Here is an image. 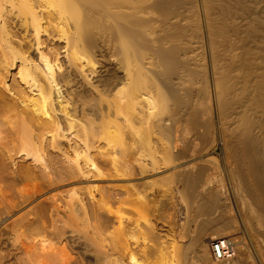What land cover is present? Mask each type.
Here are the masks:
<instances>
[{
    "label": "bare ground",
    "instance_id": "6f19581e",
    "mask_svg": "<svg viewBox=\"0 0 264 264\" xmlns=\"http://www.w3.org/2000/svg\"><path fill=\"white\" fill-rule=\"evenodd\" d=\"M254 2L0 0V264H264V18ZM213 142L238 220L210 185L214 162L200 150ZM97 177L122 192L80 187ZM166 178L184 196L191 242L164 244L156 224L107 206ZM153 198L157 214L173 208L172 192ZM240 226L247 240H234ZM228 231L233 256L214 261L206 239Z\"/></svg>",
    "mask_w": 264,
    "mask_h": 264
},
{
    "label": "rangeland",
    "instance_id": "374dc122",
    "mask_svg": "<svg viewBox=\"0 0 264 264\" xmlns=\"http://www.w3.org/2000/svg\"><path fill=\"white\" fill-rule=\"evenodd\" d=\"M255 2H256V5L254 4L253 6L255 7H252L251 8V11H252V13H253V17L255 18V19H262V18H264V0H255ZM254 2V3H255ZM258 2H260V3H258ZM258 3V4H257ZM259 10V11H258ZM255 11V12H254ZM255 13V14H254ZM257 13V14H256ZM259 13V14H258ZM261 15V16H260ZM251 16V18H253ZM258 18H257V17ZM262 17V18H261ZM249 18H250V16H249ZM237 19L238 20H241L240 22H243V21H245V20H247L248 18H244L243 19V16L241 17V16H239V17H237ZM237 20V21H238ZM239 22V21H238ZM205 116H203V115H200V118H204ZM215 138H216V136H215ZM217 141V140H216ZM215 142V141H214ZM212 143V145L211 144H207L206 143V146L208 145V147H206L205 149H204V151H203V149L202 150H200V151H202L201 153L202 154H204L203 156H202V159H207L208 157V159H210L211 161H209V165L212 163V162H214L212 165V167H211V170H210V173L212 172V174H209V176L208 177H211L212 179H210L211 181L210 182H212V183H210V185L212 186V185H221L222 187H221V189H222V191L223 192H226V194H228V196H229V198H230V201H231V206H232V208H231V214H233L234 215V217L238 220V215L236 214V209H235V206H234V204L232 203V199H233V195H234V192H235V190H234V188H233V184H231V182L229 181V180H231L232 181V178L230 179V170H229V174H227L228 173V170L226 169L225 170V168L227 167L228 168V165H224L226 162H227V160H225V158H224V156H222V152H221V147H220V145L218 144V143ZM209 143V142H208ZM215 145V146H214ZM119 148H121L120 146H118ZM119 148H117V149H119ZM124 148V147H123ZM203 148H204V146H203ZM123 151H121V153H122ZM126 152H128V150L126 151V149H125V151H124V156H122V154L120 155L121 157H126L127 156V154L128 153H126ZM126 153V154H125ZM222 157V158H221ZM224 158V159H223ZM213 159V160H212ZM225 161V163L223 164V162ZM228 160H230V159H228ZM231 161V160H230ZM17 162H21V161H17ZM211 162V163H210ZM216 163V164H215ZM226 164H228V162L226 163ZM218 166V167H217ZM213 168L215 169V170H213ZM214 173V174H213ZM228 175V176H227ZM232 176V175H231ZM173 178V177H172ZM172 178H170V179H163V180H160V181H158V182H154V183H151V184H149L148 186L146 185V186H144V188H146V189H144L145 191H143V188L141 187V188H139L140 189V191H139V193L137 194V197H136V195L134 196L135 197V199H133V203H132V201L130 200V203H132L133 204V206L130 204H127L128 202H123V203H119V200L118 201H116L115 200V198L114 199H111L108 203H107V206H109L108 208L110 209V211H114V212H116L117 210H119V211H121V213H122V216L123 217H125V218H123V219H125V220H127L129 217H130V219H137V221L142 225L143 224V226L145 225V226H149L150 224H156V226L158 227V229H159V234H160V236L162 237V240L165 242L164 244H166V243H168L169 241L171 242V241H174L173 239H175V240H180V238H182V232L183 231H185V228H187V225H188V222L187 221H184L185 220V218H186V216L185 215H187V213H186V211H184L185 209H184V200L182 199V197H184L183 195H181L182 197H180V195L179 194H175V193H173V189H174V186H175V182H174V179H172ZM237 178V177H236ZM91 179H96V180H94L93 182L92 181H90V182H83L82 184H80V187H87L88 185H96V187L98 188V189H102V191H107L108 193H112V190L110 189L111 187H115V188H117L118 189V185H123V184H125V183H123V182H120V181H117V180H110L109 178H107V177H97V178H91ZM117 179V178H116ZM234 179V178H233ZM217 180V182H215V181ZM88 181V180H87ZM215 182V184H214V182ZM173 182V183H172ZM117 185V186H116ZM209 185V186H210ZM210 186V187H211ZM151 188V189H150ZM233 190H232V189ZM110 189V190H109ZM116 189V190H117ZM115 190V191H116ZM120 190H122V189H120ZM168 190V191H167ZM165 192L166 194H169V193H171L172 192V195H173V203H172V206H173V208L172 207H165L164 208V210L162 209V213H161V210H160V213L161 214H163V215H161L160 216V213H158L157 214V211H154L152 208H151V200H152V198L158 193V192ZM233 191V192H232ZM83 192H85V190H83ZM117 192H122V191H119V189H118V191ZM142 192V193H141ZM175 194V195H174ZM138 195H140V196H138ZM84 196H85V206L86 207H89V204H91L92 203V201H90L89 199H87L88 197H87V194L86 193H84ZM98 197H99V194H96V199L95 200H97L98 199ZM117 197V196H116ZM133 197V198H134ZM118 198H120V197H118ZM137 198V199H136ZM132 199V198H131ZM154 199V198H153ZM181 199V200H180ZM121 202V201H120ZM125 203V204H124ZM150 207H149V206ZM134 207H139V208H141V209H139L138 211H139V213H136L135 212V209H134ZM105 208H107L106 207V205H105ZM121 210H120V209ZM117 209V210H116ZM164 212V213H163ZM120 213V214H121ZM165 213H167V214H165ZM136 214H138V215H136ZM156 215H158V216H156ZM165 216V217H164ZM166 216H167V218H166ZM128 217V218H127ZM131 217H134V218H131ZM139 218V219H138ZM164 219V220H163ZM166 219H167V221H166ZM172 220V221H171ZM112 221V219H110V217H107V222H111ZM171 221V223H169ZM166 222V223H165ZM187 222V223H186ZM185 223V224H184ZM238 224H239V222H238ZM184 225V226H183ZM239 233L237 232V233H235V235H236V237L234 238V240H239L240 238H242V236H243V238L245 239V240H247V238H246V234H245V232H243L244 230H243V227L242 226H240L239 227ZM229 232V233H228ZM228 232H226L227 234H228V236H226V238H232V237H234L233 235H234V232L232 231V233H230L231 231H228ZM243 233V234H242ZM190 234H191V232H190ZM193 234V233H192ZM191 234V235H192ZM233 234V235H232ZM245 235V236H244ZM188 238H190V240H191V237H190V235H186V236H184L183 238H182V241L183 242H186L187 243V241L188 242H191L190 240H188ZM207 241H206V244L209 246L208 247V249H209V254H210V257L212 256V254H211V249H210V239L208 238V239H206ZM154 240H152V238H147V240L145 241L146 242V244L148 245V246H152L153 245V242ZM169 242V243H170ZM168 245V244H167ZM191 247H194V246H191ZM190 250L191 251H193V249H191L190 248ZM212 259H214L213 257H211ZM210 258V259H211ZM211 259V260H212ZM194 261V262H193ZM191 260V264L193 263V264H206L207 262L206 261H204V262H202V261H198L197 260V262H196V260ZM214 261H216V260H214ZM196 262V263H195ZM206 262V263H205ZM208 264V263H207Z\"/></svg>",
    "mask_w": 264,
    "mask_h": 264
},
{
    "label": "built area",
    "instance_id": "2783aa9c",
    "mask_svg": "<svg viewBox=\"0 0 264 264\" xmlns=\"http://www.w3.org/2000/svg\"><path fill=\"white\" fill-rule=\"evenodd\" d=\"M210 249L215 260H228L233 256L232 244L226 237L210 241Z\"/></svg>",
    "mask_w": 264,
    "mask_h": 264
}]
</instances>
